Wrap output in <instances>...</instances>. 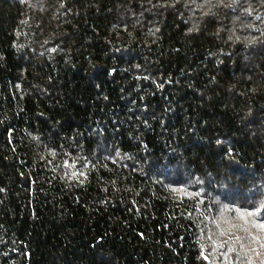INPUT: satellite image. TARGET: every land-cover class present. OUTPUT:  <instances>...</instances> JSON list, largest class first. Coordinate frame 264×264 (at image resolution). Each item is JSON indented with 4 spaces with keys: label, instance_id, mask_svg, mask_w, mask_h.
I'll list each match as a JSON object with an SVG mask.
<instances>
[{
    "label": "trees",
    "instance_id": "trees-1",
    "mask_svg": "<svg viewBox=\"0 0 264 264\" xmlns=\"http://www.w3.org/2000/svg\"><path fill=\"white\" fill-rule=\"evenodd\" d=\"M262 224L264 0H0V264H264Z\"/></svg>",
    "mask_w": 264,
    "mask_h": 264
},
{
    "label": "snow or ice",
    "instance_id": "snow-or-ice-1",
    "mask_svg": "<svg viewBox=\"0 0 264 264\" xmlns=\"http://www.w3.org/2000/svg\"><path fill=\"white\" fill-rule=\"evenodd\" d=\"M249 215H254V213H249ZM260 227L264 228V224L260 225ZM229 251H231V249H229ZM207 259V257H206Z\"/></svg>",
    "mask_w": 264,
    "mask_h": 264
}]
</instances>
